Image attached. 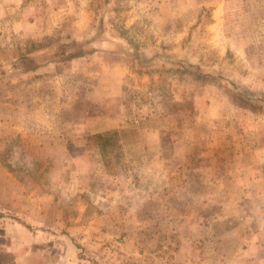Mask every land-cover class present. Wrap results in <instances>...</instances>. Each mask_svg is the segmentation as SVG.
Masks as SVG:
<instances>
[{
    "label": "rangeland",
    "instance_id": "obj_1",
    "mask_svg": "<svg viewBox=\"0 0 264 264\" xmlns=\"http://www.w3.org/2000/svg\"><path fill=\"white\" fill-rule=\"evenodd\" d=\"M241 197L264 0H0V264L198 263Z\"/></svg>",
    "mask_w": 264,
    "mask_h": 264
},
{
    "label": "crops",
    "instance_id": "obj_2",
    "mask_svg": "<svg viewBox=\"0 0 264 264\" xmlns=\"http://www.w3.org/2000/svg\"><path fill=\"white\" fill-rule=\"evenodd\" d=\"M260 200L264 202V198ZM243 204V198L241 197L239 203H236L237 213H239L236 219V222L239 223L238 225H231V221L227 222L225 220L226 218L224 220L222 219L223 224L226 225V229L224 230L229 232L227 236L215 235L203 239L205 242L204 245H209L216 249L215 255H213L214 251L203 252L202 250L203 253L200 254L199 258L200 262H193L192 264H264V219H261L262 223L258 229L252 213L248 211L250 208L247 210L244 209ZM251 204L252 202L248 203V205ZM215 219L221 222L219 217ZM209 228L208 225L199 226L200 231L204 233H208ZM186 245H191L195 248L194 246H197V241H188ZM209 254H211L210 257H208ZM193 258L195 257L193 256Z\"/></svg>",
    "mask_w": 264,
    "mask_h": 264
}]
</instances>
